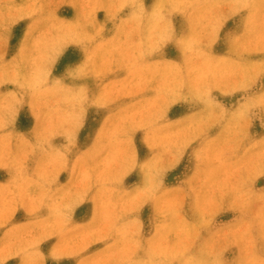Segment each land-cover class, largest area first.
Segmentation results:
<instances>
[{
  "label": "rangeland",
  "instance_id": "374dc122",
  "mask_svg": "<svg viewBox=\"0 0 264 264\" xmlns=\"http://www.w3.org/2000/svg\"><path fill=\"white\" fill-rule=\"evenodd\" d=\"M0 9L2 264H264V0Z\"/></svg>",
  "mask_w": 264,
  "mask_h": 264
},
{
  "label": "clouds",
  "instance_id": "9594fccd",
  "mask_svg": "<svg viewBox=\"0 0 264 264\" xmlns=\"http://www.w3.org/2000/svg\"><path fill=\"white\" fill-rule=\"evenodd\" d=\"M11 11V10H10ZM0 15H2V9H0ZM189 49H191V43L189 44ZM169 71V78L166 83L164 93L158 98L157 102H154L152 108L156 111H163L164 106L169 102V96L177 94L179 92L180 87H182V78L179 76L178 70H168ZM38 82V81H37ZM194 87L198 94L204 95L207 91V82H206V75H200L194 81ZM264 102V101H262ZM149 116L152 115V112L149 111ZM243 113L240 114V118L242 119ZM63 123V121L61 122ZM53 125L50 123L48 127L44 129V133H49L52 130ZM196 125L190 124L186 131H192ZM114 134V133H112ZM109 134V135H112ZM105 133L101 132V140L104 139ZM129 163L128 158L124 155L123 150L118 149L116 155L113 159L108 163L107 167H105L99 174V178L104 180L109 179H116L119 175L121 169ZM160 165V161L154 162L152 165L149 166V184L148 186L139 193L136 197H134L131 201L128 202L129 209L134 206V204L142 199L145 196H154L155 195V173L158 171ZM88 179V173L85 171L83 180L86 181ZM83 183V181H82ZM7 212V208L4 206H0V219H3ZM111 227V224L107 225ZM6 250L0 249V255H6ZM60 254H64L63 250H61ZM2 264V262H0ZM26 264H40L39 260L36 258L35 254H30ZM94 264H102V262H94Z\"/></svg>",
  "mask_w": 264,
  "mask_h": 264
}]
</instances>
